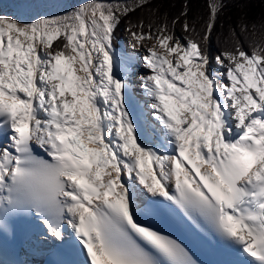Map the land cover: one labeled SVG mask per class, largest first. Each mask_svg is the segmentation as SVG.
<instances>
[{
  "label": "snow or ice",
  "instance_id": "6c2138e0",
  "mask_svg": "<svg viewBox=\"0 0 264 264\" xmlns=\"http://www.w3.org/2000/svg\"><path fill=\"white\" fill-rule=\"evenodd\" d=\"M153 2L88 0L30 21L0 12V264H33L44 244L82 264H199L146 222L160 215L222 246L230 264H264V41L249 53L230 29L234 47L214 66L228 0H208L199 30L184 19L181 38L186 0L171 25L167 14L128 19L134 51L156 43L122 54L121 19L157 12ZM22 223L38 239L26 232L16 246Z\"/></svg>",
  "mask_w": 264,
  "mask_h": 264
},
{
  "label": "trees",
  "instance_id": "16d2710c",
  "mask_svg": "<svg viewBox=\"0 0 264 264\" xmlns=\"http://www.w3.org/2000/svg\"><path fill=\"white\" fill-rule=\"evenodd\" d=\"M185 2L186 0H154L149 7L158 8L157 12L151 13L146 8L131 13L127 18H122L115 31V36L120 39L122 30L127 28L128 19L133 22L143 19L145 25H147L151 21L156 23L163 22L164 15L167 14L168 23L171 25L172 19L179 16L184 10ZM187 2V17L180 16V24L175 28L176 36L181 38L185 35L182 31L184 19H187L190 25L199 30L209 15L207 9L208 0H187ZM245 24L248 26L247 33H242L241 26ZM253 25H256V27L253 28ZM230 29H235L236 38L240 40L244 49L250 53V44L253 40L264 41V2H261V0H228L212 35L210 54L213 59L221 51L234 47V38L230 35ZM144 30L147 31V28L145 27ZM118 45L116 42L117 48Z\"/></svg>",
  "mask_w": 264,
  "mask_h": 264
},
{
  "label": "rangeland",
  "instance_id": "374dc122",
  "mask_svg": "<svg viewBox=\"0 0 264 264\" xmlns=\"http://www.w3.org/2000/svg\"><path fill=\"white\" fill-rule=\"evenodd\" d=\"M84 0H0V12L5 15H14L17 17H21L24 20L30 21L33 17H36L39 9H43L47 12V14H63L65 11H71L76 5ZM87 0L84 2L86 3ZM82 2V3H84ZM131 39L130 33L126 31L124 28L120 34V39H117L118 51L122 54H132L133 56H140L147 54L146 49L148 47L153 46L156 41L155 40H146L143 41V47H139L138 51H134L129 46V40ZM135 43V41H132ZM163 52V49H158ZM227 63V61H225ZM213 65L215 66V59H213ZM79 67V65H76ZM139 68L145 69L146 73L148 70L144 67L143 62L141 60L140 63L136 64L135 72ZM220 71H226L225 69H219ZM82 75V73H79ZM134 78V76H133ZM132 78V79H133ZM139 78V77H137ZM135 86L137 91L139 90V86L137 83H140L139 80L131 81ZM70 98V97H69Z\"/></svg>",
  "mask_w": 264,
  "mask_h": 264
},
{
  "label": "bare ground",
  "instance_id": "6f19581e",
  "mask_svg": "<svg viewBox=\"0 0 264 264\" xmlns=\"http://www.w3.org/2000/svg\"><path fill=\"white\" fill-rule=\"evenodd\" d=\"M84 1H85V0H84ZM84 1H82V2H84ZM82 2L78 3L76 6H78V5L81 4ZM86 2H88V0H87ZM84 3H85V2H84ZM37 11H38V14H47V12H46L45 10H43V9H39V10H37ZM147 74H149V71L146 73V70H145V69H141V68H139L138 70H136L135 75H134V78L132 79V81L139 80V78H137V77H139L140 75H147ZM139 82H140V81H139ZM136 85L139 86L140 83H137ZM138 92H139V90H138ZM90 147H92V146L90 145ZM36 239H38V237H36L35 240H36ZM47 246H48V244H44V245H42L41 247H42V249L44 250L45 248H47ZM39 257H40V256H35V257H30V258L33 260V263H38L39 260H40Z\"/></svg>",
  "mask_w": 264,
  "mask_h": 264
}]
</instances>
